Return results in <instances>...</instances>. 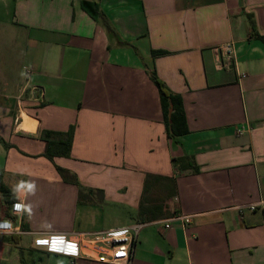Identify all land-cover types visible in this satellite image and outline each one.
Masks as SVG:
<instances>
[{"label":"crops","instance_id":"obj_1","mask_svg":"<svg viewBox=\"0 0 264 264\" xmlns=\"http://www.w3.org/2000/svg\"><path fill=\"white\" fill-rule=\"evenodd\" d=\"M71 126L70 156H44ZM0 181L25 207L0 264H73L50 234L137 222L133 264H264V210L239 211L264 201V0H0Z\"/></svg>","mask_w":264,"mask_h":264},{"label":"built area","instance_id":"obj_2","mask_svg":"<svg viewBox=\"0 0 264 264\" xmlns=\"http://www.w3.org/2000/svg\"><path fill=\"white\" fill-rule=\"evenodd\" d=\"M223 52L224 60H221V65L224 68H229L235 53L234 45L232 43L225 44ZM30 75L31 72L27 71V76ZM244 209H248L250 212L264 210V201L249 204L240 208L239 211L243 213ZM24 210V204L17 201L11 206V219L0 217V236H16L22 233L21 229L14 226L13 218L22 216ZM177 219L182 220L184 224L191 222L189 217L182 216H175L172 220ZM145 225V223L137 222L105 232L50 234L51 243L46 250L48 253L69 258L73 264L81 259L103 264H133L140 232ZM170 227L171 225L168 223L166 228Z\"/></svg>","mask_w":264,"mask_h":264},{"label":"trees","instance_id":"obj_3","mask_svg":"<svg viewBox=\"0 0 264 264\" xmlns=\"http://www.w3.org/2000/svg\"><path fill=\"white\" fill-rule=\"evenodd\" d=\"M106 29L110 32H114L107 19L102 16ZM152 80L159 90L161 107L163 112V119L167 129V135L170 139H177L179 137L188 135L190 133L188 122L186 118V112L181 95L172 92L162 81H160L155 73H152ZM75 133V126H71L66 133H52L43 132L41 138L47 142V151L44 156L53 160L55 157L68 158L71 153L73 139ZM58 138L57 140L54 138ZM179 159H174V163H178ZM58 171L64 172L62 168L57 167ZM0 191L5 193L7 191L6 186L0 181ZM4 202H0V217L12 218L11 206L17 202L18 199L11 195L6 194Z\"/></svg>","mask_w":264,"mask_h":264},{"label":"clouds","instance_id":"obj_4","mask_svg":"<svg viewBox=\"0 0 264 264\" xmlns=\"http://www.w3.org/2000/svg\"><path fill=\"white\" fill-rule=\"evenodd\" d=\"M29 187L31 188V187H32V185H29ZM14 207H19V206H14Z\"/></svg>","mask_w":264,"mask_h":264}]
</instances>
